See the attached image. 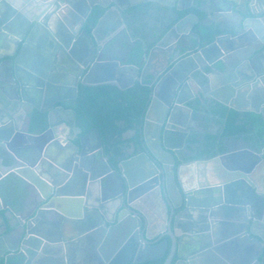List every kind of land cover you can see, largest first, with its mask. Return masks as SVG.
I'll return each instance as SVG.
<instances>
[{
	"label": "water",
	"instance_id": "1",
	"mask_svg": "<svg viewBox=\"0 0 264 264\" xmlns=\"http://www.w3.org/2000/svg\"><path fill=\"white\" fill-rule=\"evenodd\" d=\"M133 4V0H0V185L10 189L6 200L0 193L6 210L3 219L8 220L7 239H0L4 264H76L84 250L97 264L164 258L168 241H149L155 237L150 234V211L158 199L166 218L179 207L200 213L213 206L245 210V238L258 248L250 260L264 251V230L259 231L264 229V197L258 194V178L264 180L259 167L264 163L260 147L264 0H173L169 18L174 24L161 41L141 55L127 59L110 55L103 60L107 44L100 50L83 30L86 20L94 6L101 5L114 7L115 23L123 22ZM193 8L200 13L178 18ZM107 14L108 10L100 20ZM113 26L106 31L111 33ZM131 70L136 76L140 72L141 79L150 76L152 82L158 78L164 82L154 85L150 95L144 126L148 150L121 161L115 171L104 158L98 129L92 131L101 162L89 139L78 135L82 130L75 127V111L69 110L70 124L57 109L67 111L63 104L77 98L79 83L120 81ZM57 103L61 105L55 107ZM232 108L261 115L260 121L251 132L241 133L224 132L225 124V137L220 138L219 132L213 134L215 143L207 139V132L217 133L210 127L226 119L225 109ZM34 110L48 115L47 127L40 133L29 130ZM72 126L77 129L73 137L68 133ZM236 138L246 142L239 152L229 144ZM202 142L205 148L214 144L216 156L220 144L229 148L220 157L228 156L232 167L205 168L201 180L200 165L212 160V153L197 157ZM239 183L248 187L250 196L244 193V199L228 200ZM195 223L196 218L189 221L186 230ZM177 224L171 217V249L163 264H172L175 254L188 259L183 264L193 263L194 255L209 264L205 254L212 250L205 247L211 241L203 244L191 235L185 240ZM16 234V246H11ZM86 234L93 241L84 248L79 241Z\"/></svg>",
	"mask_w": 264,
	"mask_h": 264
},
{
	"label": "flooded vegetation",
	"instance_id": "2",
	"mask_svg": "<svg viewBox=\"0 0 264 264\" xmlns=\"http://www.w3.org/2000/svg\"><path fill=\"white\" fill-rule=\"evenodd\" d=\"M164 1L165 2H159L160 7L156 8V9H152L149 6V5H151L149 3V0L148 1L133 0V3L136 4L135 6L132 7L133 9L135 8L137 10V9H139L138 6H140L141 9H143L141 13L150 14V15H153L156 17L154 24H150L148 26H143V28L141 27L138 32L134 30L136 27V25H134L135 24L134 22H138V20L140 21V18H137V16H135L134 18H132L130 20L131 23L129 22V24H131V25L122 24L124 22H118V19H117V22H116L117 24H116L115 23L116 17H115L113 19L112 23L110 24V25H112V24L114 25L113 28L111 29V33H108L107 31L104 32V29L101 28V22L105 19L106 16L101 20L99 19V21L97 22V24L95 26H93L91 31H89L86 28V26L88 24V19H87L84 26H83V30H86L92 36L95 43L100 44V50L102 49L101 46L107 44L106 49H105L106 54L104 55V58H102L103 60L110 58L111 57L110 55H114L118 59H125V58L127 59L128 56H131L133 54L141 55L143 50H146L148 52L157 42L161 41L163 39L164 35L166 34V32L168 31V29L174 24L169 18V12L171 10V4H172L173 0H164ZM128 4L129 3H124V6H126ZM96 6H101V5H95L94 8ZM103 8H105V7H103ZM105 9H106L105 10V12H106L107 9H109V8H105ZM128 9H130V7H128ZM153 12L156 14H153ZM190 12L200 13L197 9L193 8L190 11L181 12V14H179L178 18L183 17ZM104 13H103V15H104ZM110 25L107 27L108 29H109ZM128 26H131L132 28L129 29ZM137 27H139V25ZM100 50H98L96 55H98L100 53ZM149 66H150L149 67L150 71H153L155 69V68H153L154 67L153 65L150 64ZM140 75H141V73L139 72V74L136 76L135 73L133 72V70H131V75L123 77V79L120 81H111V82L109 81V82H105L102 84H112V85L118 86L121 89H128V88L135 86L137 83H140V84H143V85L153 89L154 85H156L157 83H159V82L163 83L164 82V80L161 81L160 78H158L157 80H154L152 82L149 79L150 76L144 77L143 79H141ZM80 84H82V83H79V85ZM84 85H87V84H84ZM97 85H99V84H97ZM78 88H79V86H78ZM74 100H76V99H74ZM74 100L64 102L63 105L67 110L66 112L64 110L59 109V108L57 109V113L60 115V117L69 121L70 124L73 123L71 111H72V109L74 110V108L70 107L68 104L73 103ZM59 105H61V103H57L55 105V107H59ZM148 108H149V106H148ZM69 110H71V111H69ZM147 111H148V109H147ZM147 111H146V114L144 117V122H143V124L140 128V132H139L141 142L139 143V145H137L135 142H131L130 146L125 147L124 152H126V154L129 156L122 157L121 156L122 152L117 154L116 155L118 158L117 164H113L111 162L109 154H107L105 151V146H104L103 140H102L101 135H100V138L102 141V149H103L104 158L105 157L108 158V162L111 165V167L113 168V170H115V171L118 170V165L121 161H123L125 159H129L130 157H132L134 155H137L143 151L148 150V148L146 146V141H145L146 136L144 133L145 132L144 126H145ZM238 113L241 114L244 112L240 111ZM75 114H76V112H75ZM254 115L261 117V115H257V114H254ZM238 122L241 124H244V125L246 124L245 130L241 131V132H251L253 129V125L255 124L253 121L248 120V119H243V118H240ZM215 123L216 124H213L210 127V130H211V132L213 131V132H217V133L207 132L205 134L207 139H209L211 141L212 140L214 141V139H215V141L217 140V137L213 134H219V132H221V134L219 135L220 138L222 136L225 137L224 132H226V125H225L226 119L217 120V121H215ZM224 125H225V129L223 132L222 128ZM57 126H58L59 130H64V127H65L64 125L59 124ZM75 127L80 128L82 130V128L77 124V117L75 119ZM75 127L72 126L70 131L68 132L69 135H71L72 137L75 134L74 131H77V129H74ZM94 128H96V127H93L87 133H84L82 130L81 133H79L78 135L84 136L85 138L89 139L88 144L91 146V148H93L96 152H98V154H97V156L99 158L98 162H101L102 157H100V153H99L100 147H99V145L97 143V139H96V137L92 131ZM129 131H132L133 135L136 134V130H129ZM126 134H125V137H126ZM199 137H200V140H203L202 136H199ZM215 141H214V143H215ZM223 141H225V140L223 139ZM229 144L233 146L234 151L239 152L240 151L239 147L245 145L246 142L244 139L240 140V139L236 138V140L229 142ZM201 145H202V150H201V153L197 155L198 158L202 157L205 153H208V154L212 153V160L210 162H208V164L200 165V167H199L201 169V172H202L201 173V180L205 179V175H204L205 173L203 172L205 170V168L206 169L207 168L214 169V168H218L219 166L220 167H223V166L232 167L231 159L228 156L227 157L224 156L223 158L220 157V154L222 155V152L228 151L229 148H225V147H223V145L220 144L218 149H220L221 152L218 154V156H216L215 150H214V144H213V146H209V148H205V146L203 145V142L201 143ZM210 145H212V144H210ZM255 145H256V143H253L252 146L255 147ZM260 147L261 148L264 147V140H263L262 144L260 145ZM238 152H236V153H238ZM207 158L208 157H205L204 159H207ZM262 164L263 165H260L259 167H260V170L263 172L264 171V163H262ZM210 175H209V178H211L213 181L218 180V178L214 174H210ZM112 177L116 178L114 175ZM261 179L262 178H260V179L258 178V182H260V186L258 187L259 188L258 194L261 195L262 197H264V180L261 181ZM247 190H248V187L245 184L239 183V186L236 187V189H235L236 194L230 193L231 195H229L228 200L231 201L233 199H244V196H243L244 193H245V195L247 194V198H248L250 196V194H249V190L248 191ZM177 203H180V201L178 200ZM154 208H155L154 210L150 211V214L152 216L151 217L152 225L150 227V234L154 235L155 237L150 239L149 241H150V243L161 242L163 240L168 241L169 249L166 253V256L164 258H161V259H163V263H164L166 257L168 256L169 250L171 249V240L172 239H171V236L169 233L168 222H169L170 218L172 217L173 220H175V219L178 220L177 225H178L179 231L181 234L186 235L184 237L185 240L190 239V237H188V235H191L195 238L197 237V239H199V240H204L205 242L203 241V244H205L207 241H211V243H212L211 246H208V248L205 247V250L211 249L213 252V253L207 252L205 254V258L209 264H264V251L262 252L261 256L257 260H254V261L250 260L249 255L251 254V252H252V254L257 252L258 248L257 247L255 248V246L249 245V243L247 242V239L245 238L246 237V230H247V228L245 227L247 223L244 220L245 213H246L245 210H239V209L225 210L222 207L220 208V207H214L213 206L211 209H208L207 211H203L200 213V211H198V210L197 211L188 210L187 212H185L183 210V208L179 207V208H176V210L173 212V214H170L168 212V218H166L164 216V213L166 212V210L163 207V204L159 199H158ZM194 218L197 219L198 223H195L190 230H186L185 227H187L188 222L193 220ZM56 221H58V220L56 219ZM248 226H249V223H248ZM263 230H264L263 227L259 228L260 232H263ZM6 232L7 231L5 229L3 233H0V239H4V241H6V239H7L5 237ZM85 233H88V232H85ZM198 233H199V236L196 235ZM139 234L141 235V238L143 239V229L139 230ZM17 237H18V234H16V236H15V241H12V243L10 244L11 246H16ZM235 237L238 240L234 241ZM1 241L2 240H0V243H1ZM92 241H93L92 237L86 234V236H83L82 240L79 241V245L81 247L86 248V247L90 246ZM247 249H251V251H247ZM0 250H1V246H0ZM189 254H191V252H189ZM185 255H188V250L185 251ZM191 257L193 260V263H191V264H202L201 260H200L202 258L201 256L194 255ZM91 258H92V255L90 253H88V251L84 250L81 255L78 254L75 262H76V264H97V262H94V260H92ZM0 259H3V258H0ZM182 261L183 262L186 261L187 263H189L187 258L181 259L177 254H175L173 261H172V264H183ZM145 263H147V262L138 263V264H145Z\"/></svg>",
	"mask_w": 264,
	"mask_h": 264
},
{
	"label": "trees",
	"instance_id": "3",
	"mask_svg": "<svg viewBox=\"0 0 264 264\" xmlns=\"http://www.w3.org/2000/svg\"><path fill=\"white\" fill-rule=\"evenodd\" d=\"M105 8L96 6L88 18L86 28L91 31L105 12ZM141 27H135L139 31ZM152 89L137 83L128 89H121L112 84L79 85L78 96L73 103H69L76 112L77 124L84 133L96 127L103 140L105 151L110 156L113 164L118 163L117 154L122 152V157L129 156L124 152L125 147L131 142L137 145L140 140V128L150 102ZM227 114V116H226ZM242 115V116H241ZM241 116V117H240ZM226 133H239L244 131L246 124L239 123V119H248L254 123L260 121V117L252 113H238L235 110L225 109ZM47 112L34 110L31 117L29 130L32 133H40L47 127ZM129 130H136V134L125 137ZM12 175H9V180ZM0 193L3 199L10 197V189L5 184L0 185ZM6 210H0V216L5 215ZM8 220H5L7 227ZM0 264L4 260L0 259ZM145 264H163V259L148 261Z\"/></svg>",
	"mask_w": 264,
	"mask_h": 264
},
{
	"label": "crops",
	"instance_id": "4",
	"mask_svg": "<svg viewBox=\"0 0 264 264\" xmlns=\"http://www.w3.org/2000/svg\"><path fill=\"white\" fill-rule=\"evenodd\" d=\"M149 3L151 5H149L152 9H156L158 7H160L159 5V2L158 1H155V0H149ZM136 4L134 5H130V9H128L130 11V16H125L123 17V22L126 23V25H131L129 24V22L131 23V19L134 18L135 16H137V18H140V21L138 20V22H134L136 25V27L139 25V27H142L143 26H148L150 24H154L155 23V20H156V17L153 16V15H150V14H143L141 13L143 9H141L140 6H138L139 9H133L132 7L135 6ZM108 10V14L106 15L105 19L101 22V28L104 29V32L107 30V27L112 23L113 19L115 17H117V11L116 9L113 7V8H109L107 9ZM132 10V11H131ZM153 14H156L153 12ZM121 22V21H119ZM129 29H131L132 27L131 26H128ZM213 83H215V81L213 80ZM232 110H235L232 108ZM237 111V110H235ZM240 112V111H238ZM244 113H249L248 111H245ZM252 113V112H250ZM253 114V113H252ZM133 135V132L132 131H128L127 134H126V137H131ZM4 200V199H2ZM3 202H0V207L2 210V206H3ZM7 215H10L9 212L6 213ZM6 229V223H5V220L3 219V216H0V233H3L4 230Z\"/></svg>",
	"mask_w": 264,
	"mask_h": 264
}]
</instances>
